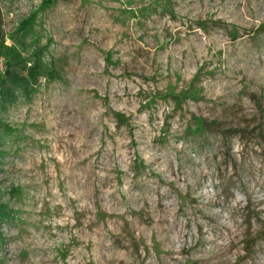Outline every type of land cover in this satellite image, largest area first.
Segmentation results:
<instances>
[{
  "label": "rangeland",
  "instance_id": "obj_1",
  "mask_svg": "<svg viewBox=\"0 0 264 264\" xmlns=\"http://www.w3.org/2000/svg\"><path fill=\"white\" fill-rule=\"evenodd\" d=\"M0 204V264H264V0H0Z\"/></svg>",
  "mask_w": 264,
  "mask_h": 264
},
{
  "label": "trees",
  "instance_id": "obj_2",
  "mask_svg": "<svg viewBox=\"0 0 264 264\" xmlns=\"http://www.w3.org/2000/svg\"><path fill=\"white\" fill-rule=\"evenodd\" d=\"M53 1L54 0H47V3L49 4V3H52ZM28 23L29 22H24L21 27H23L24 30H26L28 28V25H29ZM9 73L10 72L8 70L5 71V74L9 75ZM27 75H28L27 78L31 79V80H34V79L37 78V76L39 75V66H38V64L36 62L33 63L31 68L29 69ZM117 117H120V116H117ZM199 126H201V125H199ZM8 217H9V214L7 212V209H6L5 205L4 204H0V224H1V222L4 219H6Z\"/></svg>",
  "mask_w": 264,
  "mask_h": 264
}]
</instances>
